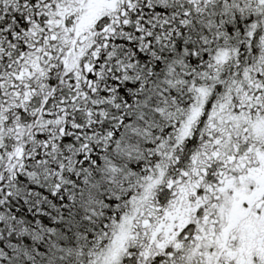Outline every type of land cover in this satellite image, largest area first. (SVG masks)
Listing matches in <instances>:
<instances>
[{
	"label": "snow or ice",
	"instance_id": "1",
	"mask_svg": "<svg viewBox=\"0 0 264 264\" xmlns=\"http://www.w3.org/2000/svg\"><path fill=\"white\" fill-rule=\"evenodd\" d=\"M0 264H264V0H0Z\"/></svg>",
	"mask_w": 264,
	"mask_h": 264
}]
</instances>
